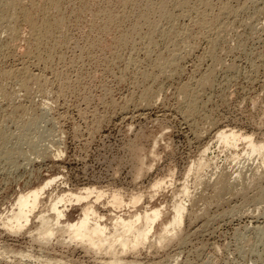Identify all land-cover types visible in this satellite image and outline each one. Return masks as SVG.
Segmentation results:
<instances>
[{
    "label": "rangeland",
    "instance_id": "rangeland-1",
    "mask_svg": "<svg viewBox=\"0 0 264 264\" xmlns=\"http://www.w3.org/2000/svg\"><path fill=\"white\" fill-rule=\"evenodd\" d=\"M24 1L22 6L29 8L31 0ZM41 1L43 7L33 17L38 28L47 23L51 32L39 37L20 10L15 15L0 4V221L10 213L19 194L41 186L49 177L59 179L44 192V204L35 211V217L45 208L48 197L84 187L108 194L118 190L125 197L142 194V207L164 205L170 213L180 188L187 185L196 200L192 204L194 212L199 214L204 209L207 213L202 211L196 222L185 217L182 231L187 235L186 245L174 244L157 251L143 247L139 253L127 255V260L138 264H264V199L258 203L253 200L261 189L264 198V162L256 155L248 157L244 146L229 150L215 139L217 131L224 130L264 141V0H185L189 7L183 0H162V4L167 3L164 7L160 0ZM150 11L157 17L163 15L158 19ZM143 16H148V23ZM108 18L111 26L105 29ZM48 34H53L50 39ZM150 49L153 53L149 55ZM169 59L175 67L167 64ZM206 75L213 85L198 86ZM188 85L201 95L197 97L195 116H187L184 108L182 86L185 93ZM30 117L37 118L36 126L19 132ZM23 132L26 138L21 141L18 136ZM135 147L149 171L145 170L138 180L134 179L132 161ZM6 156H12V161ZM201 159L210 165L197 176L195 171L187 176ZM219 170L232 176L234 191L225 192L220 204H208L204 198H213L212 186ZM251 177L256 187L251 188ZM158 180L166 186L149 199L150 186ZM240 189L248 190L244 198L238 195ZM101 203L98 210L107 214L110 207L106 199ZM73 205L67 204V209ZM78 214L72 212L71 216L76 219ZM35 220L18 235L6 232L0 222V264H47L48 258L67 264L106 262L103 254L85 253L74 244L61 247L52 240L42 248L31 238L36 234Z\"/></svg>",
    "mask_w": 264,
    "mask_h": 264
},
{
    "label": "bare ground",
    "instance_id": "bare-ground-1",
    "mask_svg": "<svg viewBox=\"0 0 264 264\" xmlns=\"http://www.w3.org/2000/svg\"><path fill=\"white\" fill-rule=\"evenodd\" d=\"M24 1V0H23ZM40 1L41 0H31V5H27L29 6V8H25V6H22V0H14L12 3L11 2H5L4 0H0V4L2 5V9L10 12V10H13L16 14H19V10L22 12V17L24 19H26L25 21L31 26L32 30H33V33L38 35V34H47L51 32V29L50 27H47V23L44 24L43 27H40L38 28L37 26V21L34 19L35 17L34 14L35 12L41 10L40 8L43 7V5H40ZM48 1V0H47ZM52 1H56V0H52ZM61 1V0H60ZM130 1V0H129ZM141 1V0H139ZM149 1V0H148ZM147 1V2H148ZM165 1V0H164ZM177 1V0H174V2ZM185 2V0H183ZM182 1V2H183ZM207 1V0H206ZM25 2V1H24ZM42 2V1H41ZM50 2V1H49ZM58 2V1H57ZM135 2V1H134ZM162 0H160V4ZM167 2V1H166ZM179 2V0H178ZM177 2V4L179 5V3ZM190 2V1H189ZM188 2V3H189ZM218 2V1H217ZM244 2V1H243ZM52 3V2H51ZM50 3V4H51ZM136 3V2H135ZM141 3V2H140ZM150 3V2H149ZM148 3V4H149ZM169 3V2H168ZM186 3V2H185ZM185 3H183L185 5ZM205 3V2H204ZM227 3V2H226ZM24 4V3H23ZM130 4V3H129ZM151 4V3H150ZM167 4V3H165ZM165 4H162L163 7ZM187 4V3H186ZM192 4V3H191ZM207 4V2H206ZM209 4V3H208ZM225 4V2H224ZM245 4V3H244ZM243 4V5H244ZM25 5V4H24ZM54 5V4H53ZM137 7H138V4H136ZM147 5V4H145ZM152 5V4H151ZM188 5V4H187ZM140 6V5H139ZM167 6V5H166ZM165 6V7H166ZM179 6H182V9H183V5H179ZM205 6V4L203 5ZM254 6V5H253ZM53 7V6H52ZM58 7V3L54 5V10H56V8ZM74 7V6H73ZM152 7V6H151ZM157 7V6H155ZM154 7V9H156ZM159 9L161 8V6L159 5L158 6ZM157 7V8H158ZM185 7V6H184ZM189 7V5H188ZM221 7V6H220ZM224 7H228L226 5H224ZM26 9V11L23 10ZM51 8V7H50ZM124 8V6H123ZM168 8V7H167ZM176 8V7H175ZM187 8V7H186ZM207 8V6H206ZM211 8L212 5H211ZM260 8V7H259ZM31 9V10H30ZM151 9V8H150ZM170 9V8H169ZM172 9V8H171ZM178 9V8H177ZM204 9V8H203ZM243 10V8H241ZM240 9V10H241ZM247 9V8H246ZM27 10H30V11H27ZM53 10V11H54ZM144 10V9H142ZM146 12H147V9H145ZM152 10V9H151ZM157 10V9H156ZM179 10V9H178ZM230 12L232 9H230ZM11 11V12H13ZM52 11V12H53ZM155 11V10H153ZM153 11H150L151 13L150 14H154V16H158V15H155V13H152ZM168 11V10H166ZM180 11V10H179ZM184 11V10H183ZM181 11V12H183ZM198 11V10H197ZM200 11V10H199ZM204 11V10H203ZM213 11V9H212ZM212 11H211V15H212ZM221 11V10H220ZM47 12V10H46ZM57 12V11H56ZM61 12L60 10H58V13ZM180 12V13H181ZM189 12V11H188ZM219 12V11H218ZM222 12V11H221ZM235 12V11H234ZM256 12V11H255ZM5 13V12H4ZM167 13V12H166ZM170 13V12H169ZM179 13V15H180ZM216 13V12H215ZM214 13V14H215ZM227 13V12H226ZM229 13V12H228ZM236 13V12H235ZM234 13V14H235ZM145 14V13H144ZM147 14V13H146ZM159 14V12H158ZM183 14V13H182ZM206 14V13H205ZM209 13H207L206 15H208ZM217 14V13H216ZM232 14V12H231ZM230 14V15H231ZM238 14V13H237ZM11 15V14H10ZM13 15V14H12ZM47 16V14H45ZM58 15V14H56ZM90 15V14H89ZM143 15V14H142ZM160 15V14H159ZM163 15V14H162ZM162 15H160L159 17H161ZM185 14H183L184 16ZM188 15V14H186ZM201 15V13L199 14ZM198 15V16H199ZM220 15V14H219ZM228 15V14H227ZM236 15V14H235ZM1 16V15H0ZM5 16V15H4ZM14 16V15H13ZM13 16H9V19L13 18ZM109 16V15H108ZM149 16V14H148ZM147 16V17H148ZM197 16V17H198ZM204 15L202 16H199V18L203 17ZM18 17V16H17ZM42 17V16H41ZM133 17V16H132ZM146 17V18H147ZM159 17H157L158 19H160ZM167 17V16H165ZM180 17V16H178ZM182 17V16H181ZM208 17V16H207ZM215 17V15H214ZM213 17V18H214ZM217 17V16H216ZM215 17V18H216ZM220 17V16H219ZM227 17V16H226ZM57 18V17H56ZM146 18H143L144 20H146V22L148 21ZM150 18V17H149ZM154 18V17H152ZM168 18V17H167ZM183 18V17H182ZM212 18V19H213ZM213 21H216L217 19H215ZM218 18V17H217ZM222 18V17H221ZM8 19V20H9ZM15 19V18H14ZM37 19V18H36ZM44 19V18H43ZM58 19V18H57ZM56 19V20H57ZM180 18H178L179 20ZM202 19V18H201ZM205 19V17L203 18ZM202 19V20H203ZM141 20V19H140ZM142 20V22L144 21ZM162 20V19H161ZM169 20V18H168ZM184 20V19H183ZM206 20V19H205ZM4 21V20H3ZM17 21L14 20V22ZM39 21V20H38ZM54 21V19H53ZM61 20H59V23H60ZM200 20H198L199 22ZM211 21V20H210ZM63 22V21H62ZM111 21H109V18L106 20V24L105 26H103L105 29L106 27H110L111 26ZM138 23H140V21H137ZM151 22V21H150ZM165 22V21H164ZM174 22V21H173ZM172 22V23H173ZM197 22V23H198ZM251 22V21H250ZM2 23V22H1ZM8 23V22H7ZM23 23V22H22ZM43 23V22H42ZM54 23V22H53ZM64 23V22H63ZM148 23V22H147ZM153 23V22H152ZM168 23V22H167ZM177 23V22H176ZM175 23V24H176ZM196 23V25H197ZM204 25H206V21L203 22ZM213 23V22H212ZM228 23V22H227ZM6 24V23H5ZM137 24V23H136ZM135 24V25H136ZM142 24V23H141ZM193 24V23H192ZM191 24V25H192ZM24 25V23H23ZM54 25V24H53ZM60 25V24H59ZM143 25V24H142ZM154 25H157V27L161 28V26L158 25V23L154 21ZM169 24H167L168 26ZM210 25V24H209ZM230 25V24H229ZM4 26V25H3ZM8 26V25H7ZM147 26V24H146ZM145 26V27H146ZM151 25L148 24V27L149 28ZM203 26V25H202ZM201 26V27H202ZM2 27V26H1ZM57 27V26H56ZM132 27V26H131ZM136 28V26H134ZM140 27V26H139ZM139 27H137V30L140 29ZM169 27V26H168ZM185 27V26H184ZM8 28V27H7ZM151 28H154L156 29V27H151ZM199 28V27H198ZM206 28V26H205ZM210 28V26H209ZM231 28V27H230ZM9 29V28H8ZM103 29V28H102ZM133 29V28H132ZM214 29V28H213ZM13 30V29H12ZM53 30V29H52ZM203 30V29H202ZM50 31V32H49ZM56 31V30H55ZM59 31V30H58ZM63 31V30H62ZM60 30V32H62ZM132 31V30H131ZM134 31V30H133ZM151 31V30H150ZM155 31V30H154ZM159 31V30H158ZM168 31V29L166 30ZM183 31V30H182ZM206 31V30H205ZM210 31V30H209ZM8 32V31H7ZM153 33V31H151ZM150 32V33H151ZM13 33V31H12ZM32 33V32H31ZM135 33V31H134ZM140 33V32H139ZM142 33V31H141ZM147 33V32H146ZM164 33V31H163ZM184 33V31H183ZM207 33V32H206ZM222 33V32H221ZM8 34V33H7ZM35 34V35H36ZM54 34V33H53ZM52 34V35H53ZM62 34V33H61ZM136 34V33H135ZM161 34V32H160ZM167 34V33H166ZM171 34V33H170ZM201 34V33H200ZM211 34V33H209ZM2 35V34H1ZM5 35V34H4ZM38 35V37L40 36ZM49 36L51 34H48ZM52 35L49 37V39L52 37ZM67 35V34H66ZM131 35H132V32H131ZM176 35V34H175ZM180 35V34H179ZM208 35V34H207ZM107 36V35H106ZM182 36V35H181ZM206 36V35H205ZM211 36V35H210ZM15 37V36H14ZM42 37V36H41ZM62 35L59 37L61 38ZM133 37V36H132ZM136 37V36H135ZM145 37V36H144ZM164 37V35H163ZM166 37V36H165ZM178 37V36H177ZM185 37V36H184ZM29 38V37H28ZM146 38H150V37H146ZM175 39V37H173ZM183 38V37H182ZM207 38V36L205 37ZM224 38V37H223ZM10 39V38H9ZM37 39V38H36ZM44 38L42 37V40ZM126 39V38H125ZM142 38H140L141 40ZM151 39V38H150ZM173 39V41H174ZM194 39V38H193ZM1 40V39H0ZM41 40V39H40ZM60 40V39H59ZM120 40V39H119ZM122 40V39H121ZM143 40V39H142ZM141 40V41H142ZM144 40H147V39H144ZM152 41H154L153 39H151ZM181 40V39H180ZM192 40V39H191ZM212 40V39H211ZM220 40V39H219ZM218 40V41H219ZM39 41V40H38ZM45 41V39H44ZM126 41V40H125ZM124 41V42H125ZM188 41V40H187ZM207 41V39H206ZM225 41V40H224ZM48 42V40L46 41ZM60 42V41H59ZM58 42V43H59ZM119 42V41H118ZM117 42V43H118ZM128 42V41H126ZM144 42V41H143ZM142 42V43H143ZM146 42H149V41H146ZM166 42V41H165ZM177 42V41H176ZM226 42V41H225ZM16 43V42H15ZM18 43V42H17ZM16 43V44H17ZM155 43V42H154ZM181 43V41H180ZM19 44V43H18ZM34 44V42H33ZM36 44V43H35ZM133 44V43H132ZM131 44V45H132ZM145 44V43H144ZM190 44V43H189ZM7 45H8V42H7ZM11 45V44H10ZM40 45V44H39ZM45 45V43H44ZM55 45V44H53ZM128 45V44H127ZM134 45V44H133ZM147 45V44H145ZM172 45V44H171ZM170 45V46H171ZM182 45V43L180 44ZM184 43H183V48H184ZM213 45V43H212ZM15 46V45H14ZM104 46V45H103ZM106 46V45H105ZM108 46V45H107ZM106 46V47H107ZM189 46V45H188ZM188 46H185V47H188ZM2 47V45H1ZM7 48V46H5ZM12 47H13V44H12ZM11 47V48H12ZM36 47V45H35ZM125 47V46H124ZM134 47V46H133ZM145 47V46H144ZM148 47V46H147ZM146 47V48H147ZM153 47V46H152ZM177 47V46H176ZM175 47V49H176ZM208 47V46H207ZM14 48V47H13ZM48 48V47H47ZM54 48V47H52ZM143 48V47H142ZM155 48V47H154ZM153 48V49H154ZM172 48V47H171ZM179 48V47H178ZM191 48V47H190ZM214 48V47H213ZM29 49V47H28ZM134 49V48H133ZM148 49V48H147ZM146 49V50H147ZM174 49V50H175ZM182 49V48H181ZM187 49V48H186ZM196 49V48H195ZM1 50V49H0ZM4 50V49H3ZM19 50V49H18ZM37 50V49H36ZM35 50V51H36ZM151 50L150 49V52H149V55L151 53ZM215 50V49H213ZM212 50V52H213ZM5 51V50H4ZM44 51V50H43ZM50 51V50H49ZM133 51V50H132ZM186 51V50H185ZM7 52V51H5ZM41 52V51H40ZM148 52V50L146 51ZM37 53L38 50H37ZM42 53V52H41ZM153 53V52H152ZM151 53V54H152ZM162 53V52H161ZM175 53V52H174ZM177 53V52H176ZM175 53V55H176ZM211 53V52H210ZM215 53V52H214ZM117 54V53H116ZM167 54V53H166ZM170 54V53H169ZM40 55V54H39ZM49 56H51L50 54H48ZM146 55V53H145ZM148 55V54H147ZM161 55V54H160ZM187 55V54H186ZM190 55V54H188ZM211 55V54H210ZM209 55V56H210ZM4 56V55H3ZM180 56V55H179ZM183 56V55H182ZM40 58V57H39ZM44 58V57H43ZM42 58V59H43ZM155 58V57H154ZM171 58V57H170ZM177 58V57H176ZM179 58V57H178ZM181 58V56H180ZM203 58V57H202ZM260 58V57H259ZM153 59V58H152ZM155 60V59H154ZM164 59H162V62H163ZM168 60V59H167ZM170 60V59H169ZM211 60V59H210ZM51 61V60H50ZM128 61V59H127ZM131 61V59H130ZM160 61V60H158ZM219 61V60H218ZM129 62V61H128ZM133 62V61H132ZM161 62V61H160ZM167 63V61H165ZM172 61L170 60L169 63L167 64H172L171 63ZM175 62V61H173ZM215 62V61H214ZM213 62V63H214ZM131 64V62H129ZM135 63V62H134ZM158 63V62H157ZM155 64V62H154ZM165 64V65H167ZM216 64V63H215ZM127 65V64H126ZM157 65V64H155ZM154 65V66H155ZM162 66H164L162 63H161ZM174 65L176 64H172L171 66L172 67H175ZM214 65V64H213ZM125 66V65H124ZM130 66V65H129ZM133 66V65H132ZM162 66H160L162 68ZM134 67V66H133ZM140 67V66H139ZM157 67V66H156ZM167 66H165L166 68ZM155 68V67H154ZM169 68V67H167ZM20 69V68H18ZM23 69V68H22ZM159 69V67H158ZM199 69V68H198ZM26 70V69H24ZM157 70V69H156ZM166 70V69H165ZM168 70V69H167ZM226 70V69H225ZM255 70V69H254ZM10 71V70H9ZM12 71V70H11ZM19 71V70H18ZM17 71V72H18ZM159 71V70H158ZM160 72V71H159ZM168 72V71H167ZM175 72V71H174ZM173 72V73H174ZM210 72V71H209ZM8 73V72H7ZM21 73V72H19ZM151 73V72H150ZM177 73V72H176ZM212 75H213V72L211 71ZM211 73L208 75H211ZM11 74V73H10ZM30 74V73H28ZM32 74V73H31ZM166 74V73H165ZM6 75V74H5ZM13 75V73H12ZM150 75V74H149ZM163 75V74H162ZM169 75V74H168ZM172 75V74H171ZM205 75V74H204ZM0 76H1V73H0ZM6 76H9V74H7ZM15 76V75H14ZM30 76V75H29ZM28 76V77H29ZM159 76V75H158ZM21 77V75H20ZM19 77V78H20ZM35 77V76H34ZM33 77V78H34ZM165 77V76H164ZM173 77V76H172ZM202 78H204V76L202 75L201 76ZM8 78V77H7ZM31 78V79H33ZM150 78V77H149ZM155 78V76H154ZM159 78V77H158ZM171 78V77H169ZM35 79V78H34ZM38 79V77H37ZM143 79V78H142ZM148 80V79H147ZM155 80H158V79H155ZM154 80V81H155ZM214 80V78H213ZM20 81V80H18ZM22 81V79H21ZM27 81V80H26ZM153 81V82H154ZM162 81V80H161ZM195 81V80H194ZM212 79L211 77H208L206 75L205 79L203 81H201V83L198 84V86H203L204 88L208 87V86H212L210 85ZM18 83V82H17ZM146 83V82H145ZM21 84V83H20ZM20 84L17 86H20ZM188 84V83H187ZM25 85V84H24ZM23 85V86H24ZM154 85H155V82H154ZM194 85V84H193ZM196 86H194V88L197 87V84H195ZM189 86V85H188ZM187 86V87H188ZM4 87V86H3ZM28 87V86H27ZM151 87V85H150ZM183 89L186 88L185 86H182ZM209 87V89H210ZM20 88V87H19ZM24 88V87H23ZM190 86L187 88L188 90L184 93V90L182 89L183 91V94L182 95L183 97H185V104L186 105L184 108H186V114L187 116L189 115H194L197 114V110H198V107H197V97H199L200 94H198V91L199 88L197 87L198 90L194 91V89H189ZM5 89V88H4ZM208 89V90H209ZM213 89V88H212ZM26 90V89H25ZM151 90V88L149 89V91ZM204 90V89H203ZM1 91H3L1 89ZM159 91V90H158ZM5 92V90H4ZM40 92V91H39ZM179 92V91H178ZM181 92V90H180ZM1 93V92H0ZM3 93V92H2ZM200 93V92H199ZM17 94V93H16ZM28 94V93H27ZM18 95V94H17ZM145 95V94H144ZM201 96V95H200ZM160 97V96H159ZM178 97L180 98L181 96L178 95ZM177 97V99H178ZM187 97L189 99H187ZM158 98V97H157ZM160 99V98H159ZM182 99V98H181ZM13 100V99H12ZM154 101V100H153ZM182 102L181 104H183L184 101H180ZM179 102V103H180ZM140 103V102H139ZM11 104V103H10ZM9 104V105H10ZM180 104V105H181ZM251 104V103H250ZM183 105V106H184ZM10 107V106H9ZM253 107V106H252ZM28 112V111H27ZM185 112V111H184ZM25 113V111H24ZM43 113V112H42ZM202 114V113H201ZM198 115V114H197ZM33 116V115H32ZM42 116V115H40ZM191 116V117H192ZM203 116V115H202ZM190 117V118H191ZM23 118V117H22ZM28 118V117H27ZM32 118V117H30ZM34 118L32 119H29V122L25 123L26 126L23 125V128H19L21 127L20 125L18 126L19 128V132H22L23 131H29V129L31 128V126L34 125V127L36 126V123L38 122L37 118ZM23 121V120H22ZM40 122V121H39ZM11 123V122H10ZM9 123V124H10ZM15 123V122H14ZM23 123V124H24ZM18 125V124H17ZM210 126H212L210 124ZM38 127V126H37ZM213 127V126H212ZM33 128V127H32ZM2 130V129H1ZM27 131V132H28ZM206 131V130H205ZM4 133V132H3ZM18 133V132H17ZM215 133V132H214ZM20 134V133H19ZM18 134V135H19ZM18 135H14V136H18ZM26 135V134H25ZM24 135V132L21 133L18 138L21 139V141L25 138L26 136ZM196 135V134H195ZM216 135V140L226 149H229V150H236L238 149L239 145L241 146H244V153H246V155L248 157H252L254 155H256L257 157L261 158V160L264 162V141H257V140H254L250 135H243V134H240V133H237V132H234V131H224V130H219L217 131V133L215 134ZM9 137V136H8ZM12 137V136H11ZM215 137V136H214ZM17 138V139H18ZM32 138V137H31ZM9 140V139H8ZM157 140V139H156ZM155 140V142H156ZM10 141V140H9ZM30 141V140H29ZM154 142V143H155ZM153 144V142H152ZM157 144V143H156ZM2 145V144H1ZM1 145H0V149H1ZM7 145V144H6ZM22 145V144H21ZM137 146V145H136ZM154 145L151 146V148L153 147ZM14 147V146H13ZM20 147V146H18ZM17 147V148H18ZM155 147V146H154ZM153 147V149H154ZM131 148V147H130ZM205 148V147H204ZM5 149V148H4ZM12 149V148H11ZM16 150V148H14ZM13 149V150H14ZM208 149V148H207ZM206 148L204 149L205 151L207 150ZM132 150V149H131ZM134 150V151H133ZM133 164H134V169H135V176H134V179L136 178H139L143 175V173L145 172V170L147 171L148 169L145 168V160L144 158H140L139 157V154L137 153V150H136V147L133 148ZM136 150V151H135ZM203 150V151H204ZM4 151V150H2ZM6 151V150H5ZM4 151V152H5ZM11 151V150H10ZM15 152V151H14ZM18 154H20V150H18ZM149 152H153L152 150L149 151ZM208 152V150H207ZM10 153V152H9ZM59 153V156L60 155V150L57 152ZM131 153V154H132ZM6 154V153H5ZM205 154V153H204ZM2 155V154H1ZM58 156V155H57ZM56 156V157H57ZM150 156V155H149ZM155 156V155H154ZM205 156V155H204ZM235 156H237V153L235 154ZM7 159L11 158L12 156L8 157L6 156ZM152 157V156H151ZM149 157V158H151ZM156 158V157H155ZM6 160V159H5ZM8 161V160H7ZM9 161H12L11 159H9ZM5 162V161H4ZM132 163V162H131ZM208 164L210 165L209 162H205L203 159H201L200 163L193 167V168H190L188 171H187V176L190 175L191 172L195 171L196 172V176H197V173H201L202 169L204 167H208ZM150 170V168H149ZM225 170V169H224ZM221 171V170H219ZM217 172L219 173V175L217 176V180L215 181L214 180V184L212 186V189H214L213 191V198L212 199H207L205 196L204 200L208 201L207 203L208 204H211V203H215V205L217 204H220L221 203V198H222V195L225 193V192H231L233 189H234V185L231 183V180H232V176L229 178V175L230 174H226L225 172H222L221 171V174L220 172ZM254 171V170H253ZM149 172V171H147ZM260 174V173H259ZM254 175H257L254 174ZM253 175V176H254ZM262 176L263 173L261 174ZM261 175H259V177L261 178ZM241 177V176H240ZM239 175H238V178H240ZM258 177V179H260ZM188 178V177H187ZM254 178V177H253ZM252 177L250 178V180L253 179ZM59 179V177H49L47 179H45L44 183L37 187V188H34V189H31L25 193H21L18 195L17 199L15 200V203H14V206L13 208L11 209L10 213L3 219H1V226L3 228L6 229V232L8 231V233L12 234V235H18L20 234L25 228L27 225H29L31 223V220L36 218V222L37 224L35 225V231L36 234L35 236H31L32 238V241H34L35 243H39L41 246L42 245H48L52 240L58 242L56 244H58L59 246L63 245L64 244H74V248L75 246H79L82 248V250H85L86 252L85 253H91L95 256L99 255L100 254L104 255L102 258H106V262L104 264H138V262L136 261H128L126 256L130 255V254H137L139 253V251L143 248V247H148L149 249H154V250H164L166 249L167 247H169L170 245H174L176 244L179 245H184L187 241V235H184L183 234V231H182V226L184 225V221H185V217L187 216L188 218V221L189 220H195L196 222V219H199L202 215L200 214L201 212H199V215L198 213H195L194 210L192 209V204L196 201L194 199V197H192L193 195V192H192V195L190 193V189H188V186L187 185H183L181 188H180V191H179V194H178V197H176L177 200H175L172 205H171V211L170 213H167L165 210H166V207L163 205V206H155L153 204L151 205H147L145 207H142V201H143V195L142 194H138V193H134V194H131L130 196L128 195V197H125L121 191H114L113 192H110L109 194L104 192L103 190H97L96 188L94 187H84V188H81V189H78L74 192H64L60 195H55V196H50L48 197V203L45 205V208L43 206V210L39 213V215H37L35 217V211L41 207L44 202H43V195H44V192L46 190H48L49 188H51L56 182L57 180ZM135 179V180H136ZM241 179V178H240ZM257 179V177H256ZM257 179V180H258ZM138 180V179H137ZM196 180L198 182H200V180H198L196 178ZM202 181H204L203 179H201ZM234 180V179H233ZM211 181V180H209ZM208 181V182H209ZM241 181V180H240ZM239 181V182H240ZM247 181V180H246ZM254 181V182H253ZM261 181V180H260ZM185 182V181H184ZM197 182V183H198ZM212 182V181H211ZM233 182V181H232ZM235 182V180H234ZM245 182V181H244ZM253 184L251 186V183H250V186L251 188L253 187H256L257 184L255 182V180H252ZM210 183V182H209ZM207 183V184H209ZM184 184V183H183ZM241 184V183H240ZM239 184V185H240ZM246 184V182L244 183ZM198 185H200V183H198ZM202 185V184H201ZM164 186H166V183L163 181V180H158L156 182H154L151 186H150V194L149 195V199H152L154 197V195H156L159 191H161ZM207 186V185H206ZM234 186V187H233ZM241 186V185H240ZM249 186V187H250ZM237 187V186H236ZM244 187V186H243ZM247 187V186H246ZM247 187V188H249ZM210 189V188H209ZM241 189H243L241 187ZM240 191L238 192V195L239 194H243V198L244 196L246 195L247 191L243 190V191ZM259 189V188H258ZM208 190V188H207ZM250 190V188H249ZM254 190V189H253ZM234 191V190H233ZM244 192V193H243ZM263 189H261V191H258L257 195L254 197V203L258 201H262L264 198H263ZM125 194V193H124ZM254 195V194H253ZM194 196V195H193ZM148 197V196H147ZM209 197V196H208ZM248 198V197H247ZM245 198V199H247ZM252 198V197H251ZM103 199H106V205H108V207H110V210L107 212V214H102L99 210H98V206H100L102 203V200ZM146 199V198H145ZM154 199V198H153ZM250 199V198H249ZM252 200V202H253ZM245 201V200H243ZM191 202V206H189ZM247 202V201H246ZM245 203V202H244ZM261 203V202H260ZM67 204L71 205V204H74L72 206V208L70 209H67ZM199 204V203H198ZM223 204V203H222ZM262 204V203H261ZM145 205V204H144ZM214 205V206H215ZM204 206V205H203ZM206 206V204H205ZM213 207V206H212ZM217 207V206H216ZM209 207H207L208 209ZM200 209V208H199ZM40 211V210H39ZM78 211V216L76 219H73L71 214L72 212H76ZM206 211V210H204ZM203 211V213H204ZM197 212V211H196ZM209 212V211H208ZM207 213V212H206ZM204 213V214H206ZM204 216V215H203ZM207 216V215H206ZM33 222V221H32ZM35 223V222H33ZM190 223V222H189ZM192 223V222H191ZM210 224V223H208ZM29 228V227H28ZM27 228V229H28ZM30 230V229H29ZM32 231H30L29 233L31 234ZM31 241V242H32ZM38 245V244H36ZM54 245H55V242H54ZM186 245V244H185ZM44 246H42V248H45ZM49 246V245H48ZM47 246V247H48ZM61 246V247H63ZM68 246V245H67ZM65 246V247H67ZM70 247V246H69ZM145 248V249H146ZM144 249V248H143ZM4 251V250H3ZM10 251V250H9ZM150 251V250H148ZM155 251V252H156ZM40 252V251H39ZM17 255H21V257H26V258H31V256L29 257L28 255L29 254H22V253H19ZM88 255V254H87ZM173 255V254H172ZM41 256V255H40ZM94 256V257H95ZM44 257V256H42ZM170 257V256H169ZM101 258V257H100ZM101 258V259H102ZM171 258V257H170ZM137 259V258H136ZM65 260V259H64ZM97 260V259H96ZM39 261V260H38ZM45 261V260H44ZM103 261V260H101ZM105 261V260H104ZM103 261V262H104ZM45 262H47V264H67L65 262H62L61 260H56V259H47ZM42 263V262H41ZM101 263V262H100ZM99 263V264H100ZM102 264V263H101ZM161 264V263H160Z\"/></svg>",
    "mask_w": 264,
    "mask_h": 264
}]
</instances>
